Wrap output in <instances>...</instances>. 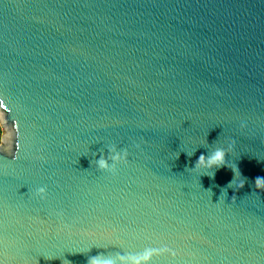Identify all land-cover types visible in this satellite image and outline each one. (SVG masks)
<instances>
[{
    "label": "water",
    "instance_id": "95a60500",
    "mask_svg": "<svg viewBox=\"0 0 264 264\" xmlns=\"http://www.w3.org/2000/svg\"><path fill=\"white\" fill-rule=\"evenodd\" d=\"M0 130V264H264V0H0Z\"/></svg>",
    "mask_w": 264,
    "mask_h": 264
},
{
    "label": "clouds",
    "instance_id": "9594fccd",
    "mask_svg": "<svg viewBox=\"0 0 264 264\" xmlns=\"http://www.w3.org/2000/svg\"><path fill=\"white\" fill-rule=\"evenodd\" d=\"M244 125L242 124L241 127ZM228 155V152H226L222 148H217L214 151H212L210 154L204 155L201 154L196 161L195 167H204L207 169H218L222 166L226 165V156ZM128 157V152L127 150H124L123 153L121 154L120 152H117L114 156L111 157L113 161L120 160L122 158L126 159ZM97 166L100 169H107L109 167L108 161L101 158L97 161ZM238 170V169H237ZM214 176V173H213ZM244 184L242 183L239 188H243ZM255 188L258 191H264V178L262 177H257L255 180ZM238 190V189H237ZM39 193H44L45 188H40ZM92 264H113L111 260H105V261H98L97 259L92 260Z\"/></svg>",
    "mask_w": 264,
    "mask_h": 264
},
{
    "label": "rangeland",
    "instance_id": "374dc122",
    "mask_svg": "<svg viewBox=\"0 0 264 264\" xmlns=\"http://www.w3.org/2000/svg\"><path fill=\"white\" fill-rule=\"evenodd\" d=\"M0 134H1V130H0Z\"/></svg>",
    "mask_w": 264,
    "mask_h": 264
}]
</instances>
